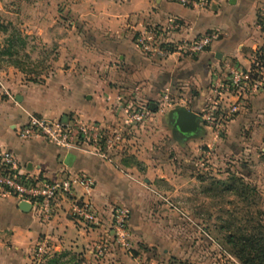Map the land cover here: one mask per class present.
<instances>
[{
  "label": "crops",
  "instance_id": "crops-1",
  "mask_svg": "<svg viewBox=\"0 0 264 264\" xmlns=\"http://www.w3.org/2000/svg\"><path fill=\"white\" fill-rule=\"evenodd\" d=\"M263 19L264 0L220 1L200 11L169 0H0L6 47L18 52L30 39L32 51L55 54L46 76L26 78L13 67L0 74V148L12 153L29 177L55 181L84 173L93 178L88 198L100 221L87 227L72 220L70 201L63 197L43 220L33 208L21 211L16 197L0 194V264H32V252L42 243L48 256L74 255L83 264H225L202 256L200 242L185 232L189 226L179 223V210L165 202L179 208V195L192 193L181 190L184 180L194 182L186 174L185 154L191 145L216 143L207 119L219 121L220 112L235 111L224 141L218 140L224 154L232 143L251 147L264 136V88L237 97L225 89L223 69L229 64L249 72L256 54H264L257 27ZM151 30L170 47L206 34L218 37L191 57H150L139 51L136 39ZM117 97L145 106L148 114L112 164L43 139L17 137L30 115L68 125L74 120L114 125ZM177 100L183 106L174 107ZM179 107L201 118L193 138L175 135L172 112ZM248 131L251 138L244 140ZM74 196L85 197L80 189ZM115 207L129 211L128 249L108 232ZM102 243L105 254L98 258L95 249Z\"/></svg>",
  "mask_w": 264,
  "mask_h": 264
},
{
  "label": "built area",
  "instance_id": "built-area-1",
  "mask_svg": "<svg viewBox=\"0 0 264 264\" xmlns=\"http://www.w3.org/2000/svg\"><path fill=\"white\" fill-rule=\"evenodd\" d=\"M169 1L186 9L200 11L209 10L212 5L228 0ZM257 27L264 39V19L257 24ZM217 37L215 33L206 34L191 42L170 47L162 43L156 30H151L137 37L136 46L140 52L150 57L164 58L173 53L191 57L208 48L212 42L217 40ZM251 65L249 72H243L234 66L225 64L223 68L227 74L225 89L240 97L243 93L255 94L264 88V69L258 64L256 56ZM0 88L3 89L1 81ZM115 103L118 108V119L114 125L81 120H74L68 125L60 121L53 122L30 115L25 125L18 130L17 137L20 140L43 139L58 148L83 152L112 164L114 154L124 151L128 137L145 121L148 114L145 106H137L119 97L116 98ZM234 112L232 109L220 121L224 123V120ZM209 124H212V120H209ZM214 126H216L217 133L221 131V123L214 124ZM94 186L93 178L84 173L69 175L55 181L26 176L20 172L16 157L8 150L0 148V194L12 195L20 202H27L43 220L49 219L57 198L63 197L70 201L68 216L72 220L87 227L97 226L100 223L99 217L88 198ZM76 189L82 190L85 197L76 199L74 196ZM111 213L108 232L123 248L128 249L126 227L129 211L123 207H115ZM96 249L98 256H102L105 252L104 243L99 244ZM47 250V245L42 243L36 250L35 256L42 258V254Z\"/></svg>",
  "mask_w": 264,
  "mask_h": 264
},
{
  "label": "rangeland",
  "instance_id": "rangeland-1",
  "mask_svg": "<svg viewBox=\"0 0 264 264\" xmlns=\"http://www.w3.org/2000/svg\"><path fill=\"white\" fill-rule=\"evenodd\" d=\"M5 40L0 37V74L6 76L5 72L12 71H8L11 67L18 69L26 78H40L51 72L55 54L50 49L32 51L31 47L35 45L28 39L25 42L27 46L20 47V51L15 52L11 45L6 47ZM253 78L256 79L255 76ZM178 101L173 104L174 107L183 106ZM219 115L221 119L226 116L221 112ZM231 115L224 123L220 119L212 120V124H209L215 133V144L210 143L209 147L191 145L187 149L186 174H190L194 182L184 180L181 190L185 194L192 193L179 195V208L169 200L165 203L171 209L179 210V223L189 226V230L185 232L190 231L194 242H200L197 248L204 253L202 256H216L215 259L224 260L225 264H242L226 241L229 236L264 238V136L257 139L251 147L232 143V149L224 154L218 150L223 143L218 140L224 141L226 125L231 120ZM217 123L222 124L218 133L214 126ZM250 138L248 131L244 140ZM181 153L179 150V160ZM35 252L36 249L32 252V264L41 263L44 259L36 257ZM95 252L98 258L105 254L104 252L102 256H98L97 249ZM48 253L42 255L48 256ZM60 262L83 264V260L74 255L62 257Z\"/></svg>",
  "mask_w": 264,
  "mask_h": 264
},
{
  "label": "trees",
  "instance_id": "trees-1",
  "mask_svg": "<svg viewBox=\"0 0 264 264\" xmlns=\"http://www.w3.org/2000/svg\"><path fill=\"white\" fill-rule=\"evenodd\" d=\"M257 62L264 69V54H256ZM226 243L235 251L236 258L242 264H264V238L256 236L234 238L229 236ZM63 255L53 254L51 256H43L44 259L38 264H66L62 263Z\"/></svg>",
  "mask_w": 264,
  "mask_h": 264
},
{
  "label": "water",
  "instance_id": "water-1",
  "mask_svg": "<svg viewBox=\"0 0 264 264\" xmlns=\"http://www.w3.org/2000/svg\"><path fill=\"white\" fill-rule=\"evenodd\" d=\"M172 117L174 118L173 128L183 134L184 140L195 137L201 130V118L197 113L179 107L173 110ZM18 207L23 212L31 209L30 204L24 201L19 202Z\"/></svg>",
  "mask_w": 264,
  "mask_h": 264
},
{
  "label": "flooded vegetation",
  "instance_id": "flooded-vegetation-1",
  "mask_svg": "<svg viewBox=\"0 0 264 264\" xmlns=\"http://www.w3.org/2000/svg\"><path fill=\"white\" fill-rule=\"evenodd\" d=\"M175 135L178 138H182L183 137V134L181 132H179L178 130H175Z\"/></svg>",
  "mask_w": 264,
  "mask_h": 264
}]
</instances>
